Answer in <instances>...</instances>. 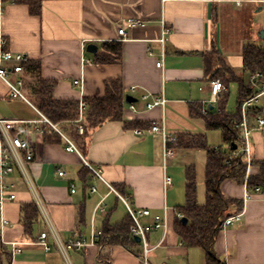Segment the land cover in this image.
<instances>
[{
  "label": "crops",
  "instance_id": "1",
  "mask_svg": "<svg viewBox=\"0 0 264 264\" xmlns=\"http://www.w3.org/2000/svg\"><path fill=\"white\" fill-rule=\"evenodd\" d=\"M128 17H141L147 24L127 28L121 37L119 28ZM165 27L171 34L162 42ZM0 37L6 39L8 50L29 56L20 73L27 99L11 97L0 77V119L14 124L11 135L22 131L34 154L27 160L21 150L32 185L18 166L7 177L15 183L17 200L4 207L10 224L2 227L0 217L4 247L0 264H5V257L7 264H139L140 242L130 249L119 244L102 246L98 238L95 245L66 255L53 233L62 242L77 235L90 240L107 224L129 219L117 192L130 196L135 208L151 211L142 218L145 225L167 211V231L148 233L153 247L150 264H207L205 250L187 247L175 228L176 220L183 217L179 208L186 201V172L192 166L181 158L197 149L178 146L176 155L165 160L162 136L148 129L165 116L168 130L179 138L207 136L210 130L198 114L206 112L208 105L216 107L231 84L218 78L224 89L213 101L212 80L205 71L208 54L216 49L238 74H244V48L264 44V0H0ZM105 42L121 43L119 62L97 63L96 54L87 50L95 44L100 52ZM162 57L163 68L157 66ZM244 76L248 81L250 75ZM113 79L122 82L125 93L123 120L104 122L85 137V144L74 136L75 131L83 136L79 126H84V118L55 123L39 108L37 93L43 81L54 83L55 99L82 101L103 96L107 82ZM76 80L81 83L75 84ZM127 95L136 99L132 102L135 108L129 107ZM160 97L166 99L164 106L147 109L148 102ZM41 114L70 136L80 153L68 151L58 130L38 122ZM258 118L264 119V93L250 109L252 164L248 175L259 174L261 167L255 161L264 160V128H258ZM136 130L146 132L138 135ZM83 158L101 167L114 189L96 178ZM61 169L66 176H59ZM165 174L173 181L167 188ZM92 187L97 190L92 192ZM222 190L244 205L240 216L219 233L218 257L227 264H264V186L254 193L245 184L227 179ZM33 202L39 213L26 226L22 207ZM44 231L50 232V250L39 243ZM13 241L22 248L15 254Z\"/></svg>",
  "mask_w": 264,
  "mask_h": 264
},
{
  "label": "trees",
  "instance_id": "2",
  "mask_svg": "<svg viewBox=\"0 0 264 264\" xmlns=\"http://www.w3.org/2000/svg\"><path fill=\"white\" fill-rule=\"evenodd\" d=\"M243 73L251 75L260 72L263 75L261 81L264 83V44H249L243 50ZM121 60V43H103L102 50L97 52L95 61L100 64L116 63ZM206 75L210 80L221 78L224 83L232 82L238 85V104L234 112L226 110L227 95L220 99L217 107L206 109L200 112L206 122L208 130H221L224 143L227 149L221 146H211L208 144L206 134L188 135L186 139L179 138L178 146L183 145L188 149H203L206 152L207 161L205 168V192L204 203H199L197 198V176L194 166H190L186 172V201L179 211L188 219L187 223L182 218L176 220L175 228L187 247H200L205 250L207 264H218L221 259L218 257L215 244L222 224L229 216L242 211L244 201L227 197L222 184L227 179H232L239 184H245L249 190L264 186V160L255 161L261 167V172L257 175H248V165L245 155L240 152L232 155L233 144L240 148L243 142L241 106L243 102L253 97L256 90L247 81L244 74H238L216 49L208 54L205 66ZM54 83L42 82V88L38 90L39 108L53 122H65L77 120L79 118L80 101L70 99H55L52 94ZM86 107L84 110V133L78 136L85 144V137L89 133L109 120H123V109L125 105V93L122 82L113 79L107 82L106 91L103 96L85 98ZM48 132V131H47ZM46 132V134H47ZM23 220L25 225H32L39 213L36 203L23 205ZM129 219L121 223L107 224L103 235L100 237L102 246L119 244L132 249L139 243L131 236V226L133 220L128 213ZM4 252V247L0 233V255Z\"/></svg>",
  "mask_w": 264,
  "mask_h": 264
},
{
  "label": "built area",
  "instance_id": "3",
  "mask_svg": "<svg viewBox=\"0 0 264 264\" xmlns=\"http://www.w3.org/2000/svg\"><path fill=\"white\" fill-rule=\"evenodd\" d=\"M147 24V21L141 17H128L124 19L122 22L121 27L119 28V35L121 37H124L127 33V28H134L139 26H145ZM171 34V30L168 28L163 29V37L161 38L162 42L167 41L170 39L169 35ZM7 41L3 37H0V77L5 81L9 88L10 96L13 98H22L27 99L22 91L23 81L20 77V73L23 70V66L26 62L29 61V56L20 53V52H13L6 48ZM152 54V53H151ZM86 62L90 63V60H85ZM157 66L163 68L164 66V59L163 57L157 62ZM263 78V75L260 72H255L250 75V83L251 85L258 90V92L251 97L250 99L243 102L241 106V115L242 120L240 123V127L242 129L243 134V142L240 145L239 149H235L232 151V155H238L240 152H242L245 155L247 165L248 167L252 164V156H251V134H252V127L249 123V117H250V109L252 105H254L260 98V96L264 93V83L261 81ZM80 80H76L75 84H80ZM135 89V87H132ZM210 88L212 92V98L213 101H216V96L221 93V91L224 89V84L220 79L212 80L210 83ZM166 103V99L164 97H160L158 99H155L152 102H148L146 107L147 109L153 108L155 106L161 105L164 106ZM130 108H135L133 103L128 104ZM80 116L78 121L81 122L84 118V110L86 107L85 100L80 101ZM42 115V120L38 122H43L49 124L51 127L58 130L64 140L66 141V149L68 151L72 152H78L79 148L77 144L73 141V139L68 136L67 134L60 131L56 124L52 123L45 115ZM29 122V121H28ZM31 122V121H30ZM258 128L262 129L264 128V119L258 118ZM0 124L3 125V131L0 133V217H1V223L2 227H5L10 224L9 219H7L4 215V207L8 202H13L17 200V194L15 192V183L7 181V177L11 175L18 166L27 181L30 185L31 179L28 175V173L25 170V163L23 156L21 155V150L25 151L26 153V159L32 160L34 157L33 151L30 148L29 141L27 139H24L21 136L22 131L18 130L16 135H11L9 133V129L14 127V124L9 122L6 123V121L0 119ZM148 131L153 134H160L163 138V144H164V159L168 160L171 159L176 155V148L179 144V137L178 135L171 133L167 128V123L165 116H163L160 120H155L150 125ZM79 132H84V126L81 124L79 126ZM146 132V130H136V133L138 135H143ZM85 165L90 169L92 174L101 180L104 183H107L112 189V185L106 180L103 174V169L99 166H95L85 158H83ZM59 176H66L67 172L63 169L58 171ZM173 183L172 178L165 174L164 175V186L165 188L171 186ZM92 192H95L97 189L95 187L91 188ZM76 191V187L73 186L72 192ZM262 191V188L260 186L256 187L255 190H253L254 193H260ZM120 199L124 202L128 209V213L130 214L133 224L131 226L130 232L131 236L135 238L136 236L140 237V244H141V255L139 257V264H150L149 260V254L153 250V247L151 246L149 240H148V233L151 230L154 229H163L165 232L168 229V217H167V211L165 210V213L163 215L157 214L153 216V220L150 224L145 225L142 221L143 217L150 216L151 211L149 209H137L133 206L130 196H124L117 192ZM249 193L246 194V197H248ZM102 210H104V205H102ZM241 214H235L232 216H229L225 219V221L222 224V229H225L227 226L233 223V221L239 217ZM180 217L182 215L180 214ZM53 233L55 234L56 241L58 247L61 249V251L64 254H68V251L76 250V251H82L87 249L88 247L95 245L97 242V239L102 237L103 232L97 231L93 233L90 240H87L82 235H77L72 239H69L67 242H62L59 237L57 236L55 230H53ZM49 234L50 232L44 231L41 233L39 243L44 247L46 250H50L51 246L49 244ZM13 251L12 253L15 254L16 252H20L22 248L19 246L20 243L18 242H11ZM218 264H227L224 261H221Z\"/></svg>",
  "mask_w": 264,
  "mask_h": 264
},
{
  "label": "rangeland",
  "instance_id": "4",
  "mask_svg": "<svg viewBox=\"0 0 264 264\" xmlns=\"http://www.w3.org/2000/svg\"><path fill=\"white\" fill-rule=\"evenodd\" d=\"M227 95V105L226 110L229 112H234L237 109L238 104V85L235 82L230 84V91L225 94ZM223 95L222 97H224ZM220 97L216 101V107L220 104ZM212 104V102H210ZM209 107V105H208ZM74 129V128H73ZM77 131L74 132V136H79ZM207 141L211 146H221L225 147L226 143L223 141L221 130H210L207 133ZM206 152L203 149H197L188 154V156L182 157L181 159L187 161L189 165H192L196 169L197 176V198L201 203L205 202V168H206ZM5 264H7V257L4 258Z\"/></svg>",
  "mask_w": 264,
  "mask_h": 264
},
{
  "label": "water",
  "instance_id": "5",
  "mask_svg": "<svg viewBox=\"0 0 264 264\" xmlns=\"http://www.w3.org/2000/svg\"><path fill=\"white\" fill-rule=\"evenodd\" d=\"M87 50H88L89 52H91V53L97 54V52H98V46L95 45V44H90V45L87 47ZM135 100H136V99H135L133 96H131V95H127V96H126V102H127V103H132V102H134ZM233 148L236 149V148H237V145H236V144H233ZM182 221H183L184 223H187L188 219H187L186 217H182ZM134 239H135L137 242H140V237L136 236Z\"/></svg>",
  "mask_w": 264,
  "mask_h": 264
}]
</instances>
